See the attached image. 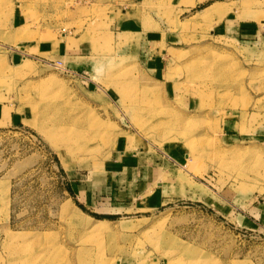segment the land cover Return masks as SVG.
<instances>
[{"label":"rangeland","instance_id":"374dc122","mask_svg":"<svg viewBox=\"0 0 264 264\" xmlns=\"http://www.w3.org/2000/svg\"><path fill=\"white\" fill-rule=\"evenodd\" d=\"M0 264H264V0H0Z\"/></svg>","mask_w":264,"mask_h":264}]
</instances>
